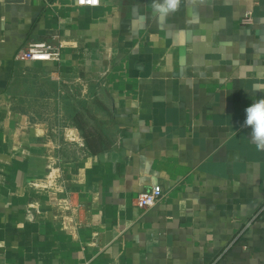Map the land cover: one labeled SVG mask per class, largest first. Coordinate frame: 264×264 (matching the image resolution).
<instances>
[{
	"label": "crops",
	"instance_id": "crops-1",
	"mask_svg": "<svg viewBox=\"0 0 264 264\" xmlns=\"http://www.w3.org/2000/svg\"><path fill=\"white\" fill-rule=\"evenodd\" d=\"M258 87L264 0H0V264H264Z\"/></svg>",
	"mask_w": 264,
	"mask_h": 264
},
{
	"label": "built area",
	"instance_id": "built-area-1",
	"mask_svg": "<svg viewBox=\"0 0 264 264\" xmlns=\"http://www.w3.org/2000/svg\"><path fill=\"white\" fill-rule=\"evenodd\" d=\"M80 6H98L101 0H72ZM58 36L54 35L49 41H30L17 54V59L28 61H57L61 58ZM163 197L161 186H154L150 191L141 193L137 205L142 209L153 207ZM66 211L72 210L71 203L63 204Z\"/></svg>",
	"mask_w": 264,
	"mask_h": 264
},
{
	"label": "clouds",
	"instance_id": "clouds-1",
	"mask_svg": "<svg viewBox=\"0 0 264 264\" xmlns=\"http://www.w3.org/2000/svg\"><path fill=\"white\" fill-rule=\"evenodd\" d=\"M181 0H153L154 13L163 22L170 13L179 10ZM255 91L264 92V88H256ZM245 127L251 128V142L258 151H264V98L255 100L245 109Z\"/></svg>",
	"mask_w": 264,
	"mask_h": 264
}]
</instances>
